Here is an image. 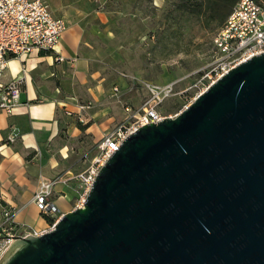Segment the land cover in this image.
<instances>
[{
    "label": "water",
    "instance_id": "water-1",
    "mask_svg": "<svg viewBox=\"0 0 264 264\" xmlns=\"http://www.w3.org/2000/svg\"><path fill=\"white\" fill-rule=\"evenodd\" d=\"M0 264H264V53L127 137L84 205Z\"/></svg>",
    "mask_w": 264,
    "mask_h": 264
},
{
    "label": "crops",
    "instance_id": "crops-1",
    "mask_svg": "<svg viewBox=\"0 0 264 264\" xmlns=\"http://www.w3.org/2000/svg\"><path fill=\"white\" fill-rule=\"evenodd\" d=\"M49 1L53 13L65 17L58 13L64 0ZM20 76L25 79L23 106L15 115L0 111V223L4 208L11 207L18 210V225L42 231L49 223L34 201L40 182L64 178L55 188L54 201L61 214L75 209L80 185L67 177L89 166L97 154L90 149L126 113L112 90L95 77L75 27L64 33L57 51L12 58L3 80ZM87 103L92 107L82 111L80 105Z\"/></svg>",
    "mask_w": 264,
    "mask_h": 264
},
{
    "label": "rangeland",
    "instance_id": "rangeland-1",
    "mask_svg": "<svg viewBox=\"0 0 264 264\" xmlns=\"http://www.w3.org/2000/svg\"><path fill=\"white\" fill-rule=\"evenodd\" d=\"M178 1L64 0L58 13L82 36L97 80L112 96L113 87L120 86L113 98L121 109L137 108L146 99L142 81L174 86L159 105L167 116L180 113L199 92L195 84L215 61L214 37L220 25L180 14ZM97 146L90 150L97 153Z\"/></svg>",
    "mask_w": 264,
    "mask_h": 264
},
{
    "label": "built area",
    "instance_id": "built-area-1",
    "mask_svg": "<svg viewBox=\"0 0 264 264\" xmlns=\"http://www.w3.org/2000/svg\"><path fill=\"white\" fill-rule=\"evenodd\" d=\"M67 28L65 18L56 16L47 0H0V111L15 115L23 106L24 77L3 80L9 61L12 58L22 59L33 52L57 51ZM214 49L217 55L212 67L195 84L199 90L196 97L235 66L264 53V3L259 0H238L214 37ZM142 85L148 92L146 99L137 108L125 105L124 119L103 135L90 165L67 177L68 180L75 179L80 185L76 207L84 205L101 168L127 137L144 125L176 116L164 115L159 109V105L173 94L172 84L158 85L142 81ZM120 90V86L115 85L113 96H118ZM91 107V103L80 105L82 111ZM79 119L84 121L82 115ZM10 140L13 138L10 137ZM64 180L61 177L42 180L38 185L34 197L36 206L43 217L49 216L53 220L45 230H27L16 222L18 210L4 208L0 223V258L16 238L28 234L39 235L54 228L63 215L54 201L55 188Z\"/></svg>",
    "mask_w": 264,
    "mask_h": 264
},
{
    "label": "trees",
    "instance_id": "trees-1",
    "mask_svg": "<svg viewBox=\"0 0 264 264\" xmlns=\"http://www.w3.org/2000/svg\"><path fill=\"white\" fill-rule=\"evenodd\" d=\"M237 1L238 0H179L177 7L178 12L182 15L189 14L205 20L207 25L214 23L217 26H221ZM41 52L51 53L52 51ZM44 218L48 223L53 222L52 218L49 216H44Z\"/></svg>",
    "mask_w": 264,
    "mask_h": 264
}]
</instances>
